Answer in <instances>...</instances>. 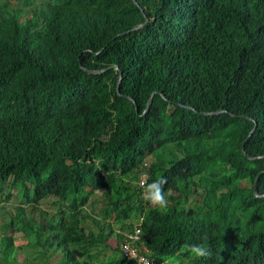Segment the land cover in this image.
Here are the masks:
<instances>
[{
  "label": "trees",
  "instance_id": "trees-1",
  "mask_svg": "<svg viewBox=\"0 0 264 264\" xmlns=\"http://www.w3.org/2000/svg\"><path fill=\"white\" fill-rule=\"evenodd\" d=\"M137 2L0 0V264H264V0Z\"/></svg>",
  "mask_w": 264,
  "mask_h": 264
},
{
  "label": "rangeland",
  "instance_id": "rangeland-1",
  "mask_svg": "<svg viewBox=\"0 0 264 264\" xmlns=\"http://www.w3.org/2000/svg\"><path fill=\"white\" fill-rule=\"evenodd\" d=\"M39 4L40 3H38V2L36 3V5H39ZM10 10L11 11H20V10H22L25 13L29 14L31 12V7H26L25 8L24 3H12L10 5ZM13 195H14V198L11 201H9V202H3L0 205V225H1L0 231L1 232H2V230L7 232V227L4 224L5 223L4 220L7 217V215H6L7 213L11 212L12 214H14L15 213V208H17L18 206H22V207H24L26 209L29 208V205L27 203H25V201L22 199V195L21 194H18L17 191L14 190L13 191ZM196 197L197 196H193V195L190 196V204H192V206H194V207L199 206L203 202V197L202 196L197 197V198ZM42 209L45 211V209H46L45 205L42 206ZM47 210H49V209L47 208ZM134 221H135V219H134V217H132L131 220L127 221V223L130 224L131 222H134ZM110 222L113 223V224L115 223L113 220H110ZM137 225L138 224H136L135 226L138 227ZM114 227L117 230L119 229V225H117V226L114 225ZM93 229L96 230L95 227H93ZM136 230H139V229H136ZM116 233H121V231L118 230ZM15 236L17 237V242L16 243L18 245H24L25 244V239H24L22 233H19V234L16 233ZM124 241H122L121 243L123 244ZM121 243H119L116 240V238L111 239L110 242H109V244H108L109 245L108 246L109 248L102 250V254H101L100 259L102 261H104V262H106L107 259H111L110 261H112L114 259H116V260L120 259L121 258L120 257L121 256V253H120V244ZM142 248H143V246H140L138 249H136V251H135V255L137 256L136 258H138V253H139L140 250L142 251ZM24 251L30 257L36 256L35 254L27 253L26 250H24ZM24 251H22L23 253H21V256L19 258V261H24L25 260V253H24ZM58 258H59L58 255L55 256V258L52 260V262L53 263L57 262ZM127 260L129 262H133V257H131L130 259H127ZM141 260H143V258H142V255L140 253L139 259L138 260H135V261H138V262L142 263Z\"/></svg>",
  "mask_w": 264,
  "mask_h": 264
},
{
  "label": "clouds",
  "instance_id": "clouds-1",
  "mask_svg": "<svg viewBox=\"0 0 264 264\" xmlns=\"http://www.w3.org/2000/svg\"><path fill=\"white\" fill-rule=\"evenodd\" d=\"M166 182H167L166 180H158V181L153 182L151 185H148V189H147V191L149 192L148 199H149L150 203L153 204L154 206H157V205L159 207H165L166 206V201L164 200V196L162 194L163 189L161 187ZM120 251H121V245H120ZM190 252H191V255L193 256V258H203V257L210 255L209 251L203 245L191 246ZM121 254H122V252H121Z\"/></svg>",
  "mask_w": 264,
  "mask_h": 264
},
{
  "label": "water",
  "instance_id": "water-1",
  "mask_svg": "<svg viewBox=\"0 0 264 264\" xmlns=\"http://www.w3.org/2000/svg\"><path fill=\"white\" fill-rule=\"evenodd\" d=\"M133 2H134L135 5L139 6L137 0H133ZM148 23H149V19H148V17L146 16V21H145V23L142 24L140 27L134 29V30H139V29H141V28H144ZM115 68L118 69V67H115ZM81 69L84 70L85 72L89 73V74H99L98 71H90V70L85 69V67H84L82 64H81ZM121 81H122V72L120 71L119 82H118V88H117L118 94H119L121 97H124L125 99H128V100L134 102L133 99H132L131 97L123 96V95L120 94L119 85H120ZM152 102H153V95H152L151 98L149 99V101H148V105H147V109H146V111L143 113L142 117H145V116H146L147 112H148L149 109H150V106H151ZM136 110H137V113H138V108H137V107H136ZM220 113H222V112H217V113H201V114H202V115H216V114H220ZM256 128H257V125H255L254 129H253L252 132L250 133L249 138H250V137L253 135V133L256 131ZM242 150H243V153L245 154V156H246L249 160L256 161V160H260V159H263V158H264V157H252V156L248 155V154L246 153V151H245L244 144H243V146H242ZM263 173H264V172L260 173L259 176H261ZM258 180H259V177L257 178V180H256V182H255V184H254L255 195H256L257 197H259V198H264V195H263V196L260 195L259 192H258V190H257Z\"/></svg>",
  "mask_w": 264,
  "mask_h": 264
},
{
  "label": "built area",
  "instance_id": "built-area-1",
  "mask_svg": "<svg viewBox=\"0 0 264 264\" xmlns=\"http://www.w3.org/2000/svg\"><path fill=\"white\" fill-rule=\"evenodd\" d=\"M143 177L146 178V175H144ZM143 184H144V181L141 183V185H143ZM139 234H140V231L136 230L135 235H132L129 239L125 240L123 244H121V252H122L123 257L126 260L130 259L131 257H133V261L139 259L141 250L138 253V258H136L137 256L135 255L136 249L139 248V247L135 246V242L140 241ZM141 262L142 263H140V262L139 263L140 264H156L153 261H147L145 258H143V260H141Z\"/></svg>",
  "mask_w": 264,
  "mask_h": 264
}]
</instances>
